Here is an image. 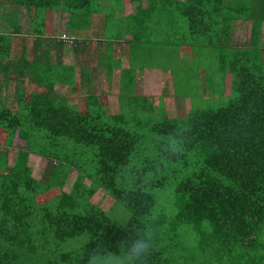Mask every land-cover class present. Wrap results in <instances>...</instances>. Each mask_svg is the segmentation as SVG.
<instances>
[{
  "label": "trees",
  "instance_id": "trees-1",
  "mask_svg": "<svg viewBox=\"0 0 264 264\" xmlns=\"http://www.w3.org/2000/svg\"><path fill=\"white\" fill-rule=\"evenodd\" d=\"M110 1L103 9V0H0L35 9L31 36L0 32V95L14 90L13 105L0 100V264H97L128 253L138 237L151 243L133 264H167L168 216L154 215L155 199L147 189L164 190L172 173L178 178L177 209L168 222L191 223L199 232L210 223L206 242L223 264H264V0H164L188 26L184 35L191 36L178 40L200 52L208 49L206 85L231 95L218 107L188 105L184 116H174L164 104L155 113L144 95H134L118 113L95 94L82 98L83 104L70 103L54 86L59 80L77 89L76 63L29 56L28 41L52 40L56 10L67 12L69 34L87 29L101 12L103 35L120 39V24L109 19L126 0ZM155 5L162 0H147L139 13ZM240 18L251 19L250 38L233 45ZM136 32L130 41L139 38ZM79 35L74 41L97 48ZM110 53L104 62L109 77L115 65L121 67ZM19 139L24 144L10 164V148ZM31 153L48 159L45 178L35 176ZM98 189L129 208L126 222L91 201ZM78 238L79 248L57 246Z\"/></svg>",
  "mask_w": 264,
  "mask_h": 264
},
{
  "label": "crops",
  "instance_id": "crops-1",
  "mask_svg": "<svg viewBox=\"0 0 264 264\" xmlns=\"http://www.w3.org/2000/svg\"><path fill=\"white\" fill-rule=\"evenodd\" d=\"M162 2L163 5L147 8L145 11H141L142 13H139V10L146 6L147 0H126L123 2L118 7L117 15H111L112 17L109 19L110 23L118 21L117 23L120 24L117 31L120 32L121 38H114V40H108L103 35L106 18L101 12L91 17L87 29L80 32L71 29V34H69L66 28L67 12L56 10L53 14L52 40L35 41V44L33 41H28L30 46L29 56L32 57L35 54V57L54 62L56 65L76 63L75 83L77 89L72 90L70 84L59 80L54 86V90L64 98L67 97L70 103L79 102V104H83L82 98L86 100L88 95L95 94L98 95L100 104H107L111 113H118L122 110V107L123 109L128 107L129 99L144 95L147 97L149 107L155 109V113H159L160 106L164 104L174 116H184L188 105L191 106L192 100L188 96L185 97L186 95L174 93L171 90L173 81L176 80L178 85H187L190 82L183 76L189 75L186 73H191L198 84L203 80L205 82L206 71L202 67L205 68L206 65L201 63L194 65L197 60L201 61L203 54L197 47L186 44L183 40H178L179 38L191 36L190 34L184 35L188 27L185 18L178 15L173 3L169 5L168 1L162 0ZM111 3L110 0H103V9L109 7ZM5 4L18 9L23 6ZM34 11L35 9L32 10L31 25L28 29H24L20 22L16 24V21L12 20L11 23L14 27L11 30L7 29V31L5 29L0 30V32L14 33L19 37L31 36ZM60 22H63L62 35H58L60 30L58 23ZM251 22V19L245 18L235 21L233 45L239 44L240 41L249 40ZM136 29H138V32L135 35L139 38L132 42L128 37ZM78 33L82 37H88L95 41L97 48H93L92 45L86 47V45H80L74 41L75 38H81L80 35L77 36ZM65 36L72 38V41H67ZM60 39L63 41H60ZM33 47L34 51L32 50ZM84 47L91 48V51L89 50V67L84 63ZM106 52H111L110 59L115 62L114 64L121 63V67L115 65L110 77L107 74L108 68L104 65ZM131 58L135 61L134 65H131ZM193 66H197L194 67L195 75L191 68ZM85 71H87V74L82 76L81 73ZM122 74L123 89L121 90ZM172 74L175 76L174 79H172ZM69 92L70 95L67 94ZM4 94L2 93L0 96ZM192 106L195 107L194 104ZM96 193H102L106 197V193L102 189H98Z\"/></svg>",
  "mask_w": 264,
  "mask_h": 264
},
{
  "label": "rangeland",
  "instance_id": "rangeland-1",
  "mask_svg": "<svg viewBox=\"0 0 264 264\" xmlns=\"http://www.w3.org/2000/svg\"><path fill=\"white\" fill-rule=\"evenodd\" d=\"M31 7L28 9L26 6H21L19 9L11 5H0V30L7 31L11 30L14 26L11 23L12 20H15L16 24L21 23L24 29H28L31 25V16L32 10ZM62 18L64 16H61ZM10 24V26H9ZM59 32L58 35L63 33V22L58 23ZM67 39V37L65 36ZM123 50V49H122ZM205 49L202 48L201 53L203 54ZM204 55V56H203ZM201 57V64L209 65L211 62L209 55L204 53ZM205 71V68L202 67ZM187 76H183L190 83L187 85H178L176 80L173 81L171 90L174 93H179L185 97L188 96L192 100V104L195 105L194 108L199 106L206 107H218L223 104H226L230 101V94H221L218 93L217 87L206 85L204 80L198 84L191 73ZM191 76V77H190ZM176 83V85H174ZM13 91L6 92L1 96V101H6L7 103L13 105ZM70 95V92L67 93ZM151 121V120H149ZM144 120L140 121V124H144ZM22 140H17L15 145L10 148L9 161L10 164H13L16 149L19 146H23ZM32 160L34 161V174L37 178L43 179L47 175L48 159L42 156H39L36 153H31ZM76 171H73L70 175L65 189L69 190L75 180ZM177 175L172 173L169 177V182L166 184L164 190L157 189H147L155 199V208L154 215L158 216L159 213L164 212L168 216L166 219V228L168 231H165L164 242L167 243V253L166 257L168 258L167 264H223L219 258V252L216 250L214 245L207 243L206 240L209 239V233L212 231V225L208 222H205L201 232L198 228H194V225L191 223H178V222H168L170 217L174 215L175 210L177 209L175 204L176 191L175 187L177 185ZM88 184L90 179L85 180ZM104 189V188H103ZM106 191V190H104ZM110 195V194H109ZM106 194V197L102 193H96L92 196L91 201L95 204L102 205L106 208L107 212L115 218L119 223H124L130 216V210L128 207L123 205L120 202L113 201V198ZM264 232V229H263ZM81 245V240L71 239L66 242L58 243L57 246L60 247V250H70L79 248ZM264 253V251H263ZM115 259L106 258L104 260H98L97 264H129L127 253H122L118 256H111ZM177 257V261L174 263L173 258Z\"/></svg>",
  "mask_w": 264,
  "mask_h": 264
},
{
  "label": "clouds",
  "instance_id": "clouds-1",
  "mask_svg": "<svg viewBox=\"0 0 264 264\" xmlns=\"http://www.w3.org/2000/svg\"><path fill=\"white\" fill-rule=\"evenodd\" d=\"M150 243V240L144 237H138L132 240L127 253L129 264H133L136 259L146 253L150 247Z\"/></svg>",
  "mask_w": 264,
  "mask_h": 264
},
{
  "label": "built area",
  "instance_id": "built-area-1",
  "mask_svg": "<svg viewBox=\"0 0 264 264\" xmlns=\"http://www.w3.org/2000/svg\"><path fill=\"white\" fill-rule=\"evenodd\" d=\"M66 39V38H65ZM67 41L71 42L72 41V38H67L66 39Z\"/></svg>",
  "mask_w": 264,
  "mask_h": 264
}]
</instances>
